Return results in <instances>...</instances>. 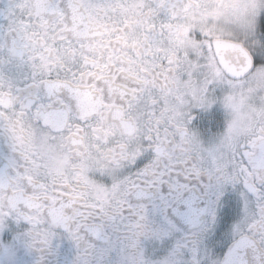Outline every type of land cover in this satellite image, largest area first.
Listing matches in <instances>:
<instances>
[{"label":"flooded vegetation","instance_id":"obj_1","mask_svg":"<svg viewBox=\"0 0 264 264\" xmlns=\"http://www.w3.org/2000/svg\"><path fill=\"white\" fill-rule=\"evenodd\" d=\"M260 4L0 0V264H264Z\"/></svg>","mask_w":264,"mask_h":264},{"label":"water","instance_id":"obj_2","mask_svg":"<svg viewBox=\"0 0 264 264\" xmlns=\"http://www.w3.org/2000/svg\"><path fill=\"white\" fill-rule=\"evenodd\" d=\"M213 49L220 67L228 77L239 79L252 71L255 63L254 57L241 43L216 40L214 41ZM243 243V239L238 241L234 245L235 250L238 251L237 248L243 245ZM233 256L235 255H231V252L228 253L223 259L222 264H229ZM235 258H237V256H235ZM234 261H238V259Z\"/></svg>","mask_w":264,"mask_h":264},{"label":"rangeland","instance_id":"obj_3","mask_svg":"<svg viewBox=\"0 0 264 264\" xmlns=\"http://www.w3.org/2000/svg\"><path fill=\"white\" fill-rule=\"evenodd\" d=\"M264 14V0H261L260 7L258 9L257 14ZM241 16H237V18H240ZM262 16H257L256 14H252L250 16H244L245 22L249 25L250 32L248 33V38L250 39L248 41V46H250V49L252 51V54L256 56H260L262 60H264V46L262 44V41L259 36V20ZM235 30H241L238 25H234ZM246 40V39H245ZM264 84V65H257L254 71H252L243 81L231 83L233 87H256L259 88ZM259 90L254 91L252 93L253 98L255 101H257L259 98H262L263 95Z\"/></svg>","mask_w":264,"mask_h":264},{"label":"trees","instance_id":"obj_4","mask_svg":"<svg viewBox=\"0 0 264 264\" xmlns=\"http://www.w3.org/2000/svg\"><path fill=\"white\" fill-rule=\"evenodd\" d=\"M259 36H260V39H261V41H262V44H263V46H264V15L260 18V20H259ZM264 63V60H261L260 62H259V64L260 63Z\"/></svg>","mask_w":264,"mask_h":264}]
</instances>
